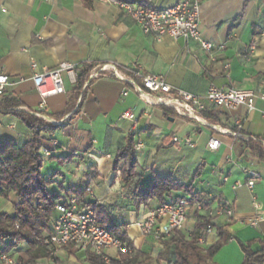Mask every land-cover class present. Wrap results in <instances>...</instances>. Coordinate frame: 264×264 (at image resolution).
Wrapping results in <instances>:
<instances>
[{"label":"crops","instance_id":"1","mask_svg":"<svg viewBox=\"0 0 264 264\" xmlns=\"http://www.w3.org/2000/svg\"><path fill=\"white\" fill-rule=\"evenodd\" d=\"M126 1L167 8L180 0ZM201 4L202 38L214 43L210 51L197 41L146 34L116 5L100 0H0V73L10 78L5 97L20 101L22 105L18 110L62 126L59 134L65 139L61 141L55 134L48 137L45 147L51 153L43 167V174L50 175L51 190L61 196L65 193L62 199L75 195L71 190H85L91 185L93 196L85 199L107 206L117 225L131 240L137 241L143 252L163 251L164 245L142 236L137 225L146 208L162 202L154 200L137 210L129 189L113 170L118 151L133 137L135 146L144 145L136 150L137 171L143 179L154 175L172 177L185 185H193L194 193L205 194L204 200L209 194H215L234 204V218L221 217L213 223L214 231L208 236L206 247L219 241L218 230L222 229L228 239L227 264H243L245 255L238 241L254 242L253 249L259 250L264 241V221L257 226L248 224L256 214L252 193L247 188L232 190V183L244 181L245 176L229 158L239 160L243 166L255 163L261 178L254 192L262 211L264 161L252 157L245 148V140H234L228 131H235L237 122L242 121L244 136L264 139V102L258 100L254 111L245 106L228 111L214 107L205 95L212 83L224 88L263 91L264 0H201ZM257 37L259 46L248 59L247 48ZM222 45L224 49H220ZM32 62L41 69H53L62 62L73 63L78 67L77 78L90 66L111 68L114 65L118 70L135 68L144 74L163 76L173 91L183 90L202 97L208 112L207 117L202 115V118L208 124H198L163 105L146 108L136 92L123 95L128 88L126 83L109 77L96 79L85 91H77L76 84L65 75L66 93L49 98L41 109V98L33 82ZM3 99L1 97L0 102ZM128 110L138 118L135 124L121 118ZM63 112L64 117L58 119ZM96 124L103 128L102 137L99 132H93ZM214 135L222 140L217 151L208 144ZM29 136L17 117L0 111V141L22 143ZM174 137H178L179 142H174ZM187 137L192 138L194 147L185 144ZM54 142L59 145L55 147ZM183 148L189 149L187 156ZM158 156L160 163L156 162ZM66 157L68 160L64 161ZM185 157H191L189 169H175ZM55 160L61 165L57 166ZM202 162L204 169L197 177L196 171ZM223 175L230 177L225 185L221 184ZM184 194L173 192L171 196ZM13 208V202L1 200V212L11 213ZM195 226L196 221L190 218L183 232L189 236ZM30 248L27 242H21L9 252L19 258ZM58 257L61 264H89L86 254L73 248L61 251ZM41 262L54 264L46 259Z\"/></svg>","mask_w":264,"mask_h":264},{"label":"built area","instance_id":"2","mask_svg":"<svg viewBox=\"0 0 264 264\" xmlns=\"http://www.w3.org/2000/svg\"><path fill=\"white\" fill-rule=\"evenodd\" d=\"M100 1L116 5L130 16L146 34L154 35L157 38L168 35L174 40L182 39L186 42L197 41L202 48L209 51L214 48L213 42L202 38L201 0H180L176 5L167 8H152L126 0ZM259 40V37L255 38L248 46V59L251 58L259 46ZM224 48L225 45L220 46V49ZM31 69L35 89L41 98V109L45 108L49 98L66 93L65 75L70 78L73 84L77 83L78 67L70 62H62L53 69H41L36 62H32ZM103 77L114 78L126 83L128 88L123 91V95L127 96L131 91L136 92L140 100L145 103L146 108L163 105L173 109L178 115L193 120L198 124H208L201 115L207 109L202 97L183 90L173 91V88L163 76L144 74L135 68L118 70L115 65L111 68L108 66H97L92 68L87 75L82 91H85L91 82ZM9 84V76L0 73V97L6 93ZM205 98L216 108L232 111L245 106L249 111H254L258 100L264 102V89L257 93L253 90H243L235 87H219L212 83L207 89ZM262 115L264 118V110ZM121 118L131 121L133 124L138 121V118L131 110L125 111ZM243 128L244 124L242 121H238L237 129L228 131V134L234 140L244 139L248 141L255 138L253 136H244ZM173 141L179 142V138L174 137ZM184 142L187 146L194 147L192 138L187 137ZM208 144L212 150L217 151L222 146V140L214 135L211 136ZM262 144L264 146V141H262ZM143 146L142 143H138L135 149L139 151ZM42 152L45 154V159H47L50 153L45 150H42ZM229 161L235 167H238L245 176L244 181L237 180L232 183V190L237 192L247 188L253 194L252 205L256 214L249 220L248 224L257 226L264 221V211H262V206L257 196L254 195V189L261 178L260 172L255 168V163H252L251 166H243L239 160L233 157H230ZM117 175L120 176L121 173L118 172ZM229 181L230 177L223 175L221 184L225 185ZM86 196H93V187L91 185L86 189L83 197L85 198ZM83 197L70 194L56 204L58 218L51 234L45 240V244L51 249L52 262L57 264L55 258L61 251L68 248H73L85 254L92 253L100 256L105 264H112V258L109 255L112 250L126 257L127 260H132L138 250L136 240L130 239L133 242L131 244L101 226L92 210L81 209ZM234 216L235 207L233 203L220 195L209 194L207 201L189 197L176 202H162L158 206L146 208L142 221L138 222L137 225L142 236L150 238L156 243H162L171 238L176 231L183 230L190 218L197 221L201 217L214 223L221 217L232 220ZM213 231L214 226H209L206 235L199 239V243L207 245L208 236ZM16 243L17 241H14V244ZM0 264L20 263L15 255L6 252L0 254Z\"/></svg>","mask_w":264,"mask_h":264},{"label":"trees","instance_id":"3","mask_svg":"<svg viewBox=\"0 0 264 264\" xmlns=\"http://www.w3.org/2000/svg\"><path fill=\"white\" fill-rule=\"evenodd\" d=\"M92 68L93 66H90L78 75L77 91L82 90ZM1 97L4 99L0 102V111L17 117L27 128L30 136L22 143L14 140L0 141V200L14 203L11 213L0 211V254L18 247L21 242H27L31 248L17 258L18 262L20 264H40L43 259L51 258V249L45 244V240L51 234L58 218L56 204L62 200L60 193L51 190L52 182L43 174L46 159L42 150L51 153L45 147L46 142L50 139L48 137L55 134L62 126L40 118L36 114L18 110L22 103L15 98L5 97V94ZM207 113L204 111L201 115L207 117ZM64 115L63 112L57 117L61 119ZM253 137L255 138L244 141L245 148L252 157L264 161V146L262 144L264 139ZM53 144L55 147L59 145L58 142ZM67 160L68 157L64 159V161ZM137 169L138 160L135 144L133 137H129L125 146L118 151L113 170L116 174L117 172L121 173L120 178L123 186L129 189L130 199L134 202L137 210L140 209L141 205L149 206L154 200L176 202L183 198H189L188 194L192 196L191 198L206 199L204 193H194L193 185H185L172 177L157 175L143 179L142 174L138 173ZM203 169L204 162L196 171L197 177L201 175ZM86 189L71 191L75 195L83 197ZM173 192H184L185 194L172 197ZM81 209L92 210L101 226L112 231L124 241L133 243L127 232L117 225L114 215L107 206L83 197ZM211 225L214 226L209 220L200 217L189 236L183 230L176 231L168 239V246L172 249V251L170 250L171 263L217 264L214 262V257L228 239L225 231L219 229L220 239L217 243L208 248L206 245L200 244L199 239L206 235V231ZM14 241L17 243L14 244ZM164 242L161 245H164ZM238 243L245 255L243 264H264V241L261 242L259 250L253 249L254 242L245 244L238 241ZM72 253L75 252L72 251ZM138 254L139 252L132 260H127L126 257L118 255V258H112V264H141L137 261ZM86 259L89 264H105L102 257L92 253H87ZM55 261L60 264L58 256Z\"/></svg>","mask_w":264,"mask_h":264},{"label":"rangeland","instance_id":"4","mask_svg":"<svg viewBox=\"0 0 264 264\" xmlns=\"http://www.w3.org/2000/svg\"><path fill=\"white\" fill-rule=\"evenodd\" d=\"M96 125H97V127L94 128L95 131L93 129V132H96V131L99 132L97 134H99L102 137L103 136V132L100 131V130H102L103 128L99 127L100 125L98 126V124H96ZM55 137H59V139L61 141H63V139H65V137L63 135L61 136L59 134V130L55 132ZM89 141H90V139H89ZM183 150H184L183 152L185 153V156H187V153L190 152L189 149H187V148H183ZM174 155H176V154H174ZM190 158L191 157H189V158H186L185 157L184 160L181 162V164L178 163V166L175 165L174 168L175 169H179L180 168V169H185V170L186 169H189V167H190L189 165H191ZM160 159H161L160 156H158L157 159H156V162L160 163L161 162ZM214 159H215V157H214ZM54 162H56L57 166H60L61 165V164L59 165V163H58L57 160H55ZM45 172H46V170H45ZM49 176L50 175H48L47 177H49ZM191 181H192V179H191ZM222 187L224 188V186H222ZM64 194L65 193H62V197H63ZM252 195L253 194H251V199H252ZM254 195L257 196L255 194V192H254ZM1 200L3 201V199H1ZM1 200H0V202H1ZM5 201H7V200H4V202ZM168 242H169V240H167V241L164 242V249H163V251L156 252V253L155 252L146 253V252H142L141 251L142 248L137 244V241H136V246L138 247L137 252H139L138 257H137V261L139 263H141V264H171V262H172L171 261V258H170L171 257V251H170V247L168 246L169 245ZM109 255L111 256V258H116V257L118 258L119 257L118 256L119 254L116 251H114V250L110 251L109 252ZM227 257L228 256H227V243H226L219 250V252L215 255L214 262L217 263V264H227ZM46 260H48L49 262H52V258H49V259H46ZM52 263H54V262H52ZM40 264H42L41 261H40ZM81 264H83V263H81Z\"/></svg>","mask_w":264,"mask_h":264}]
</instances>
